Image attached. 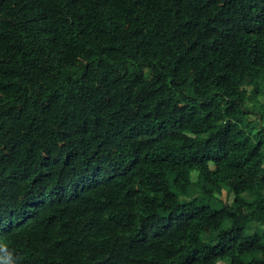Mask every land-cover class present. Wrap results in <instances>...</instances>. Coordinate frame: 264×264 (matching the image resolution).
<instances>
[{
    "label": "trees",
    "instance_id": "16d2710c",
    "mask_svg": "<svg viewBox=\"0 0 264 264\" xmlns=\"http://www.w3.org/2000/svg\"><path fill=\"white\" fill-rule=\"evenodd\" d=\"M0 264H264V0H0Z\"/></svg>",
    "mask_w": 264,
    "mask_h": 264
},
{
    "label": "rangeland",
    "instance_id": "374dc122",
    "mask_svg": "<svg viewBox=\"0 0 264 264\" xmlns=\"http://www.w3.org/2000/svg\"><path fill=\"white\" fill-rule=\"evenodd\" d=\"M253 83H250L249 79L247 76L244 77V79L240 82V85L243 87V88H251L253 85ZM222 199L225 201V204L226 206L230 209V210H233V211H236L240 214H243V211L242 209H239V208H236L235 206L231 205V202H232V197H228L225 195V192H223L222 194ZM254 227H255V224H249L248 225V229H250V231H253L254 230Z\"/></svg>",
    "mask_w": 264,
    "mask_h": 264
}]
</instances>
